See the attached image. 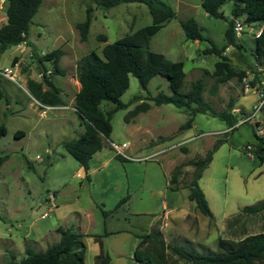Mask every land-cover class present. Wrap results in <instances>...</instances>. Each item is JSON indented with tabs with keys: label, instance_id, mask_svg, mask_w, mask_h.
I'll return each instance as SVG.
<instances>
[{
	"label": "rangeland",
	"instance_id": "rangeland-1",
	"mask_svg": "<svg viewBox=\"0 0 264 264\" xmlns=\"http://www.w3.org/2000/svg\"><path fill=\"white\" fill-rule=\"evenodd\" d=\"M159 1L170 5L175 16L151 36L149 48L163 52L170 59L183 61L185 78L181 89L186 90L192 80L202 75L206 83L204 98L213 106L222 109L232 101L233 107L249 110L255 95L252 90L247 92L244 89L245 81L252 78L246 59L250 60L248 51L253 47V33L260 25L246 24L243 17L238 18L244 24L242 34L237 38L242 42L243 52L232 44L223 52L229 56V63L237 71L245 70V75L241 79L233 75L214 87L215 76L211 71L219 56L203 52V48L210 42L217 47L226 42L225 31L233 17L234 0H225L221 4L222 16L208 14L201 0ZM88 2L93 6L92 19L87 38L82 40L76 23L84 19ZM5 5L6 0H0V24L6 21ZM187 17L197 20L206 39L185 37L180 20ZM151 21L147 4L137 0L119 2L107 8H101L91 0H43L32 16L27 36L29 42L10 45L0 53V67L8 66L13 75L12 78L0 74V85L7 94V101L0 100V122L6 127V132L0 137V154L7 155L0 165V264H7L11 252L17 258L24 255L21 241L28 223L37 215L38 204H45V196L57 188L55 185L68 178L78 182V176L71 178V173L75 172L79 162L61 145L63 139L78 136L84 129L74 106L75 93L80 86L76 62L93 49L100 52L105 42L114 41ZM100 35H105L106 39L103 40ZM56 47L63 49L58 60L62 72L56 70L50 60H39V56ZM43 72L59 87V104H45L30 91L27 80L41 81ZM46 88L48 85L43 83L42 89ZM158 91L171 93L166 77L152 76L147 89H143L136 76L129 73L128 86L120 95L125 105L117 107L111 115L109 139L118 143L128 140L127 147L135 145L136 149L142 150L137 155H147L166 146L164 155L179 163L203 156L214 140L224 135V132L214 133L228 128L224 119L208 112H189L171 102L155 104L151 96ZM140 101H147L149 108L126 120V114ZM100 106L106 110L115 103L103 100ZM189 116L192 117V124L179 128ZM132 118L134 124L131 123ZM136 127L142 128L139 134L144 142L133 138ZM17 130L23 133L17 134ZM164 135L170 137L164 139ZM257 141L251 122L237 124L226 133L198 179L199 186L208 196L212 220L190 200L194 209L186 217L163 223L161 233L167 243L198 251L218 250L220 237L240 238L264 229V210L256 214L242 210L245 205L264 199V161L256 155L251 158L245 150L247 143L255 144ZM262 144L264 146V140ZM159 152L141 159H147L148 174L155 167L162 178V185H165L162 168L156 160L162 154ZM193 169L192 164L182 166L180 185L188 184ZM147 181L154 182L151 176H147ZM188 191L186 186L170 187L168 198L172 197L182 204ZM43 210L39 209L38 214ZM41 244H48L47 239L42 238ZM34 248L42 249L37 245ZM167 251L173 264H191L172 253L170 248ZM120 261L127 264L124 259Z\"/></svg>",
	"mask_w": 264,
	"mask_h": 264
},
{
	"label": "trees",
	"instance_id": "trees-1",
	"mask_svg": "<svg viewBox=\"0 0 264 264\" xmlns=\"http://www.w3.org/2000/svg\"><path fill=\"white\" fill-rule=\"evenodd\" d=\"M42 1L6 0V21L0 24V53L10 45L29 42L27 36L32 16ZM91 1L101 8H107L119 2L133 0ZM137 1L147 4L152 15V21L114 41L105 42L100 52L93 49L76 62V76L80 86L75 93L74 106L81 118L84 129L78 136L63 139L61 145L85 169L88 168V160L93 152L100 149L105 141L109 139L112 128L110 118L113 111L117 107L125 105L120 100V95L128 86L129 73L136 76L140 87L143 89H147L150 78L156 74L167 78L171 93L156 92L151 96L155 104L171 102L176 106L184 107L189 112H208L224 119L228 127L233 126L238 119V115L232 111V101L225 108L218 109L204 98L203 92L206 84L204 76L201 75L192 80L186 90L181 89L185 78L183 61L170 59L163 52L149 48L151 36L162 24L175 16V11L170 5L159 0ZM224 1L201 0V4L208 14L222 16L220 6ZM92 11L93 6L91 2H88L84 19L76 23L82 40L87 38ZM232 14L233 17L230 19L225 31L226 42L221 47H217L210 42L209 45L203 48V52H213L219 56L214 63L213 71H211L215 76L214 87L233 75L238 76L240 79L245 75V70L237 71L229 63V56L223 52L230 44L240 48L243 52L241 49L243 47L242 42L238 41V36L235 35L233 30L235 18L243 17L246 24L262 26L260 34L253 37V47L248 51L250 60L246 59L248 68L253 72L250 82L253 84L261 71H264V0H234ZM180 25L186 38L206 39L194 17L181 19ZM100 36L103 40L106 39L105 35ZM62 53L63 49L56 47L39 56V60H50L55 69L62 72L63 69L58 66V60ZM42 74L43 79L41 81L32 78L27 80L30 91L45 104H59L61 102V97L58 95L59 87L48 79L44 72ZM43 83L47 84L48 88L42 89ZM2 98L7 101V94L0 85V100ZM103 100L113 101L115 106L104 110L100 106ZM149 106L147 101H140L126 114L125 119L128 120L129 116H134L139 111L148 109ZM191 122L192 117L189 116L185 122L179 125V128L189 126L192 124ZM235 127L234 125L231 129L225 130L222 137L215 139L211 148L203 156L190 158L175 165L171 174V181H175L183 165H194L193 176L188 183V197L195 202L196 207L203 214L208 216L209 220H212L213 212L208 205L202 188L198 184V179L209 163L214 149L225 139L226 133ZM5 132L6 127L0 122V137ZM16 133L21 135L23 132L17 130ZM255 136L258 138L257 143L254 144L255 155L261 161H264V146L262 144L264 135L255 134ZM169 137L165 136L164 139ZM183 150H186V148L183 147ZM6 157V154H0V165ZM117 157L124 159L119 154H117ZM125 198L126 196H123L119 202ZM242 210L256 214L264 210V199L254 204L245 205ZM102 212L106 213L107 211L102 209ZM57 231L59 232V238L48 243L45 249H35L34 241L25 240L24 255L17 258L11 252L7 264H85L86 245L82 239L83 234L71 226L59 225ZM218 246L220 247L218 250L198 251L179 244H169L163 238L160 230L153 229L140 236L131 258L138 261V264H173L167 251L170 248L172 253L191 264H264V229L247 233L240 238L223 239L220 237ZM94 264L114 263L110 260L109 253L101 248V251L95 256Z\"/></svg>",
	"mask_w": 264,
	"mask_h": 264
},
{
	"label": "crops",
	"instance_id": "crops-1",
	"mask_svg": "<svg viewBox=\"0 0 264 264\" xmlns=\"http://www.w3.org/2000/svg\"><path fill=\"white\" fill-rule=\"evenodd\" d=\"M255 99L256 95L252 103ZM242 106L245 108L244 104ZM133 119L131 123L134 124ZM141 129L136 127L133 131L135 140L143 141L139 134ZM109 140L112 139H107L100 149L93 152L88 160L87 169L80 163L76 165L71 178L78 176V182L69 178L58 182L55 185L57 188L52 191L53 195L45 196V204L44 202L38 204L37 209L44 210L39 214L38 210H35L37 215L28 223L21 241L22 248L25 245L24 240H31L34 241V245L45 249L47 244L39 245L42 238H46L47 243L55 241L59 238L57 231L59 225L71 226L83 234L82 239L86 245L85 264H94L95 256L101 248L109 253L114 264H121L120 260L123 259L127 264H138L131 256L141 235L153 229L162 231L163 223L170 219L184 218L191 209H194L188 197L189 191L186 194V201L182 204L177 203L172 197L168 198L170 187H188V184L178 183L183 174L182 168V173L177 175L175 181H171L172 171L178 162L164 155L166 146L162 148L163 150L158 148L151 152L162 153L160 158L156 159L165 178V185H162V178L155 167L148 174L147 159L124 157L120 159L110 147ZM159 143L160 141L156 142L157 145ZM125 150L133 157L146 155H137L142 150L136 149L135 145L126 147ZM147 176H151L154 182H148ZM203 192L208 200L206 191ZM123 196L126 198L119 202ZM102 209L107 212L103 213Z\"/></svg>",
	"mask_w": 264,
	"mask_h": 264
},
{
	"label": "built area",
	"instance_id": "built-area-1",
	"mask_svg": "<svg viewBox=\"0 0 264 264\" xmlns=\"http://www.w3.org/2000/svg\"><path fill=\"white\" fill-rule=\"evenodd\" d=\"M243 22L235 18L234 24H233V30L236 36H240L242 34L243 30ZM262 30V26H259L257 29H255L253 35L258 36ZM260 69V68H258ZM0 74L6 75L8 77H12L11 69L8 66H5L3 68L0 67ZM253 74V72H252ZM244 89L245 91L252 90L255 95L256 99L253 101L251 107L249 110H243L239 106H234L232 108V111L235 112L238 115V119L235 122V126L237 124L243 123V122H251L253 125V129L255 134L261 136L264 135V116H263V109H264V71H261L260 75L257 77L256 81L252 84L250 81H245L244 83ZM233 126H229L226 130L231 129ZM225 130H216L214 133L224 132ZM110 147L115 151V153L121 155L124 158H133V159H140L141 157H133L131 156L125 148L128 145L127 141H122L121 143H118L113 140H109ZM245 150L247 151L248 155L252 158L255 156V145L253 143H247L245 145ZM155 153V152H154ZM154 153H151L148 156H152ZM50 196L53 195V193L49 194Z\"/></svg>",
	"mask_w": 264,
	"mask_h": 264
},
{
	"label": "water",
	"instance_id": "water-1",
	"mask_svg": "<svg viewBox=\"0 0 264 264\" xmlns=\"http://www.w3.org/2000/svg\"><path fill=\"white\" fill-rule=\"evenodd\" d=\"M263 116H264V109H263Z\"/></svg>",
	"mask_w": 264,
	"mask_h": 264
}]
</instances>
